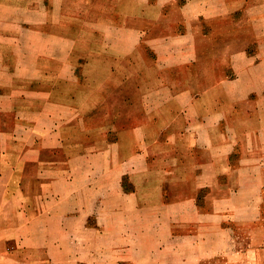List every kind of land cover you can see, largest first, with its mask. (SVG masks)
Instances as JSON below:
<instances>
[{
    "label": "rangeland",
    "instance_id": "1",
    "mask_svg": "<svg viewBox=\"0 0 264 264\" xmlns=\"http://www.w3.org/2000/svg\"><path fill=\"white\" fill-rule=\"evenodd\" d=\"M1 1L8 7H30V0ZM79 2L72 0L73 11L66 14L71 25L65 26V19L58 17V27L36 29L37 34L49 33L51 44L33 43V28H8L6 34L0 29V37L4 34L9 40L0 42V91H5L0 95V112L16 110L37 118L45 130L39 146L49 147L56 160L50 172L24 183L17 203H7L0 193V264H133L135 260L139 264H264V172L262 179L250 173L248 186L235 193L222 188L210 195L212 201H234L223 208V220L218 218L219 207L211 209L214 204L198 215L195 206L202 208L206 188L192 192L181 188L186 173L179 170L177 160L183 158L186 167L187 157L167 155L166 147L158 143L164 123L171 120L169 134L176 138L175 148L188 146L187 120L176 104L193 95L188 75L176 80L164 70L162 81L169 88L163 95L154 93L150 101L156 122L147 143L153 153L148 177L152 185L157 183L158 193L149 197L151 209L132 207V168L137 166L132 165V152L140 142L132 140V45L122 42L121 21L116 30L94 27L112 20L113 7H76ZM1 19L6 21L4 15ZM7 19L11 23L10 12ZM125 26L128 33L132 20ZM112 30L116 42L108 43ZM65 36L71 48L55 40ZM43 48L59 58L36 57ZM66 53L68 58H62ZM161 69L153 66V71ZM24 84L30 87L26 94L21 91ZM177 85L182 88L179 93L171 90ZM24 95L26 101H20ZM161 99L168 102L161 105ZM209 99L206 94L205 102ZM198 110L208 112L206 107ZM7 111L2 113L9 116ZM175 114L180 116L178 123ZM177 132L182 134L179 138ZM260 162L264 166V157ZM136 175L137 180L143 177ZM49 179L54 182L55 200L44 203L43 183ZM191 193L194 201L183 215L180 212V219L176 208L163 204L169 194ZM60 195L65 198L66 217L45 219L50 212L60 213ZM35 198L42 200L34 203ZM164 210L169 218L161 217ZM171 221L176 225L168 234Z\"/></svg>",
    "mask_w": 264,
    "mask_h": 264
},
{
    "label": "crops",
    "instance_id": "2",
    "mask_svg": "<svg viewBox=\"0 0 264 264\" xmlns=\"http://www.w3.org/2000/svg\"><path fill=\"white\" fill-rule=\"evenodd\" d=\"M79 3L76 7H113L112 20L94 27L116 30L121 21L123 25L120 28L124 31L122 42L132 45V108L135 109L132 114V140L140 141L132 152V165H137L132 168V207L151 209L152 198L149 197L158 193L157 183L152 185L148 177L153 153L147 143L152 140L150 128L156 122L150 101L154 93L163 95L169 88L162 81L165 70L167 77L172 76L176 80L188 75L193 95L188 102L176 101L187 120L186 126L184 124L187 148H175L176 138L169 134L171 120L164 123L162 131L165 133L158 143L166 147L167 155L187 157L186 167L182 165L183 158L177 160L179 170L186 173L180 180L181 188H189V191L197 187L206 188L204 204L202 208L195 206L196 213L203 215L210 211L207 205L214 204L211 209L219 207L218 218L223 220V208L227 210V206L234 201L218 198L212 201L210 195L222 188L231 194L245 188L250 173L255 172L258 178H263L264 166L260 161L264 157V0H80ZM29 4L30 7H8L0 0V18L3 15L6 18V21L0 20L2 33L6 34L8 28H33V43L51 44L52 36L46 31L37 34L36 29L58 27L61 24L58 17L65 19V26L73 22L65 18L73 11L72 0H30ZM125 7H132V11L126 12ZM8 12L12 15L11 23L7 19ZM122 12L127 15H122ZM131 20L132 27L126 33L129 27L125 24ZM4 34L0 37L1 43L9 42ZM110 34L106 42L115 43V31ZM55 40L71 48L69 37ZM44 49L39 50L36 57L59 58ZM67 56L66 53L62 58L67 59ZM147 60L154 63L149 65ZM154 65L161 66V71H153ZM29 88L24 84L21 91L26 94ZM8 89L12 87L8 86ZM171 90L179 93L182 88L177 85ZM4 92L0 91V95ZM206 94L210 96L207 102ZM19 99L26 101L25 95ZM167 102L160 100L161 105ZM200 107H206L208 112H200ZM2 112L0 193L7 203L15 204L22 196L19 190L25 186L24 183L30 179L38 180L50 172L56 167V160L49 147L39 146L45 133L41 131L44 129L37 118L16 110L7 111L9 116ZM173 118L180 122L179 114ZM181 135L178 133L177 138ZM136 174L143 176L142 179L137 180ZM156 181H159L158 177ZM53 184L51 179L43 183L44 203L55 200V195L51 194ZM60 196V213L50 212L45 219L53 222L66 217L65 198ZM41 200L35 198L34 203ZM193 201L192 193L188 196L169 194L163 204L176 208L180 219V212L183 215L187 205ZM166 212L162 211V218H169ZM174 225L176 222H168L166 232L171 230L170 234L174 233ZM132 262L139 264L137 260Z\"/></svg>",
    "mask_w": 264,
    "mask_h": 264
}]
</instances>
